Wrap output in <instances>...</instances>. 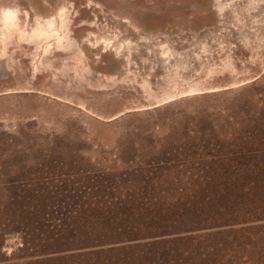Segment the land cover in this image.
Here are the masks:
<instances>
[{
  "label": "rangeland",
  "instance_id": "rangeland-1",
  "mask_svg": "<svg viewBox=\"0 0 264 264\" xmlns=\"http://www.w3.org/2000/svg\"><path fill=\"white\" fill-rule=\"evenodd\" d=\"M263 2L0 0V17L14 9L24 31L18 26L10 34L0 18V137L12 145L0 154L8 168L1 172H16L12 160L114 169L134 144L157 152L192 142L225 145L256 126L264 116ZM215 5L227 10L222 20ZM62 8L74 51L46 59L21 44L23 36L35 44L38 21ZM120 42L131 50L116 57ZM158 49L174 57L171 65L160 61ZM231 84L240 87L154 108L191 87ZM45 177L49 190L66 180ZM16 247L13 239L5 246Z\"/></svg>",
  "mask_w": 264,
  "mask_h": 264
},
{
  "label": "trees",
  "instance_id": "trees-1",
  "mask_svg": "<svg viewBox=\"0 0 264 264\" xmlns=\"http://www.w3.org/2000/svg\"><path fill=\"white\" fill-rule=\"evenodd\" d=\"M204 142L134 144L107 170L0 165V264H264V116ZM46 175L66 180L49 190Z\"/></svg>",
  "mask_w": 264,
  "mask_h": 264
},
{
  "label": "bare ground",
  "instance_id": "bare-ground-1",
  "mask_svg": "<svg viewBox=\"0 0 264 264\" xmlns=\"http://www.w3.org/2000/svg\"><path fill=\"white\" fill-rule=\"evenodd\" d=\"M230 1L235 2L236 0H230ZM262 5L264 7V2L262 3ZM215 7H217V6L215 5ZM217 8L218 9H216L215 12H216L218 18L222 20L225 17L227 10L224 11L223 9L225 7L223 8L222 5H220V6L218 5ZM65 11L66 10L64 8H62L61 10H59L56 13V15L54 16L55 18L49 17L47 19H43V20L38 21L39 28L38 27L36 28L38 31L36 33L37 41L35 44H29L25 36H23L24 41L22 40L24 43L21 41V44L31 45L32 47L33 46L36 47L37 50L41 51V56L46 58V59L52 58L53 54L55 52L71 53L72 51H74L72 39L69 36V27H70V19L68 16L69 11H68V13ZM0 18H1L2 22L4 23L3 25H1V27L4 26V28H6V31H10L11 29L17 30L16 27L19 26L18 23H19L20 19L18 18L17 12L14 9L13 10L12 9L4 10V12L1 14ZM4 28H1V29L4 30ZM19 30L23 31V29L20 26H19ZM7 34H9V32ZM10 34H11V31H10ZM32 38H31V40H32ZM106 43H107V41H106ZM142 43L146 44V42H142ZM101 48L106 49V53H108L109 45H106V44L101 45ZM130 50L131 49L128 48V46L125 43L120 42L119 47L115 53V56L120 57L121 56L120 52L125 51L127 53ZM158 52H160L159 53L160 55L162 53V55L159 57L160 61L163 62L165 65H168V66L171 65L172 61L174 60V57L171 55H168L167 51L163 50V49H160V50L158 49ZM3 55H4V52H3ZM5 55H7V54H5ZM0 58H1V55H0ZM239 87L240 86L238 84H231L229 87H214V88H205V89L191 87L190 89L186 90L183 93H179L178 95H176V94L171 95L168 98L166 97L165 99L156 102L154 104V105H156L154 108H162V107H165L167 105L176 103L179 100L184 99V98L192 99V98L197 97V96H202V95H206V94H216V93H220V92L225 91V90H234L235 91ZM7 93H11V92L9 91ZM63 101H64V99H63ZM122 115L123 114H119L117 116L112 117L111 119H109L107 121H114V120L120 118Z\"/></svg>",
  "mask_w": 264,
  "mask_h": 264
}]
</instances>
